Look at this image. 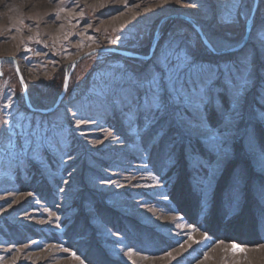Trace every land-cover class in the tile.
I'll return each instance as SVG.
<instances>
[{
  "label": "rangeland",
  "instance_id": "1",
  "mask_svg": "<svg viewBox=\"0 0 264 264\" xmlns=\"http://www.w3.org/2000/svg\"><path fill=\"white\" fill-rule=\"evenodd\" d=\"M254 5L0 0V264H264Z\"/></svg>",
  "mask_w": 264,
  "mask_h": 264
},
{
  "label": "water",
  "instance_id": "2",
  "mask_svg": "<svg viewBox=\"0 0 264 264\" xmlns=\"http://www.w3.org/2000/svg\"><path fill=\"white\" fill-rule=\"evenodd\" d=\"M258 3H259V0H255V5H254V8L252 10L249 22L247 24V31H246L247 32V39H248V35L250 33V30H251V26H252V23H253V20H254V16H255V13H256V10H257V7H258ZM171 18L175 19V20L178 19V20H182V21L187 22L192 28H194L197 31V33L200 35V37H201L202 41L204 42V44L213 53H215V51L211 47L210 43L208 42L206 36L204 35L202 29L199 26L196 25V23L194 22L193 19L188 18L186 16H172ZM155 43H157V39L155 40ZM234 51L235 50H231V51H228V52H234ZM106 53L107 54H116L118 56L129 58V59H138V60L148 61V60H150L152 58L154 50H152V52H151V54L149 56H143V55H139V54H136L134 52H131V51L119 50V49H114V48H106V49H102V50H93V51L81 56L80 58H78L77 60H75L72 63L71 70L67 71V74H66L63 92H62L61 96L58 98L57 103L55 104V106L52 109H50V110H37V109H34L31 106V104H30V101H29L27 93L25 92L27 107L34 113H39V114H44V115L53 113L56 109L59 108V106L62 104L64 98L66 97V94H67V91H68V87H69L72 75H73L76 67L78 66V64H80L81 62H83L87 58H90V57L95 56L97 54H106ZM7 61H13L14 62L17 78H18L20 84L24 85V78H23L22 72H21V70H20L19 66L17 65L16 60L14 58H1L0 59V76H1L2 66Z\"/></svg>",
  "mask_w": 264,
  "mask_h": 264
}]
</instances>
